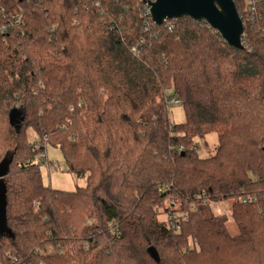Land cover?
Returning <instances> with one entry per match:
<instances>
[{
	"label": "trees",
	"instance_id": "16d2710c",
	"mask_svg": "<svg viewBox=\"0 0 264 264\" xmlns=\"http://www.w3.org/2000/svg\"><path fill=\"white\" fill-rule=\"evenodd\" d=\"M147 1L0 0V25L24 17L0 32L3 263L264 264L261 195L233 205L236 235L210 203L264 191V0L244 50L188 17L154 24ZM211 133L203 158L195 141ZM45 145L85 187L44 185Z\"/></svg>",
	"mask_w": 264,
	"mask_h": 264
},
{
	"label": "rangeland",
	"instance_id": "374dc122",
	"mask_svg": "<svg viewBox=\"0 0 264 264\" xmlns=\"http://www.w3.org/2000/svg\"><path fill=\"white\" fill-rule=\"evenodd\" d=\"M169 114L171 119L176 123L181 124L185 120V113H183V107L176 108L173 106L169 107ZM20 115V111L18 109H14L11 112L10 117L14 120L17 119ZM28 141L31 144L39 145V137L33 132L31 129L28 131ZM195 148L198 154L203 158H212L215 154L218 143L217 141V134L211 133L210 135L204 138H197L195 141ZM46 146V156L48 160V164L43 161H40L39 154L38 160L39 163L42 164L41 167V174L43 175V183L45 186L50 187L51 189L60 190L64 192L68 191H76L79 188H83L86 186L87 183V176L79 177L75 174L69 172L67 164L63 159L62 152L59 148L45 145ZM6 164H3L5 166ZM3 180L0 177V234H8L9 230L6 225V219L4 218V208L2 205V199L4 197V190H3ZM237 198L234 199H227V202H222L223 204H212L211 209L213 213L219 215L224 212L227 215H220L227 218L226 226L229 227L230 233L232 235H236L238 233L237 227H235L233 219L231 217V210L234 204H236ZM239 203V202H238ZM240 204V203H239ZM38 206V204L36 203ZM223 207L225 209H223ZM160 219L165 221L167 219L166 215H164L163 211H160ZM49 248L48 253L53 254L54 251L50 250Z\"/></svg>",
	"mask_w": 264,
	"mask_h": 264
},
{
	"label": "water",
	"instance_id": "95a60500",
	"mask_svg": "<svg viewBox=\"0 0 264 264\" xmlns=\"http://www.w3.org/2000/svg\"><path fill=\"white\" fill-rule=\"evenodd\" d=\"M147 6L154 24L158 26L168 20L176 21L188 17L192 21L209 25L229 46L245 49L242 39L245 28L234 0H149ZM2 174L3 165L0 168V177ZM2 205L4 208V197Z\"/></svg>",
	"mask_w": 264,
	"mask_h": 264
},
{
	"label": "built area",
	"instance_id": "2783aa9c",
	"mask_svg": "<svg viewBox=\"0 0 264 264\" xmlns=\"http://www.w3.org/2000/svg\"><path fill=\"white\" fill-rule=\"evenodd\" d=\"M259 3H260V0H245L244 8H243L244 13H243V16L240 15L242 18V22H243L245 29H246V24H256L261 19V13L259 10ZM1 11H3V10H1ZM146 11H147L148 15H150L149 8L147 5H146ZM3 17H4L3 18L4 24L0 25V32L3 36L10 35V33H11L10 31L13 28L20 27L24 23V17H23L22 11H20L18 14H15V15L12 14V12H9L8 14L4 15ZM245 29H244V32H245ZM243 36H244V34H243ZM169 104L172 105L173 107L179 108L182 105V101L172 97V98H170ZM180 150H182V149H180ZM39 159H40V161H43L46 164H48L46 153H44V152L40 153ZM35 164H39L38 158L35 160ZM241 193H242L241 195L236 197L237 201L240 204H257L261 200L260 195L264 199V191L256 193V194H254V193H252V194L247 193L246 194L245 191H241ZM202 197L203 196H198V198H200V199ZM204 201H206V200L204 199ZM222 202H227V199L222 198L221 200H218V201H213V202L210 201L211 205L213 203L214 204H223ZM223 209H225V208L223 207ZM218 213H219V215H227L225 212H224V214L223 213L220 214V211ZM174 218H177V215H175ZM113 233L118 234V233H116V231H113ZM8 258L14 262H17V259L15 257L11 258L10 256H8ZM0 264H6V263H3L0 260Z\"/></svg>",
	"mask_w": 264,
	"mask_h": 264
}]
</instances>
